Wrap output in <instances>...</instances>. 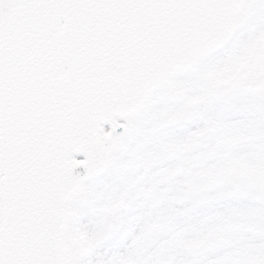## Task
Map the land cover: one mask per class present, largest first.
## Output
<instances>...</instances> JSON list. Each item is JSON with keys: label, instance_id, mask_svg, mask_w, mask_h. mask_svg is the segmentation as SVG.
I'll use <instances>...</instances> for the list:
<instances>
[{"label": "snow or ice", "instance_id": "obj_1", "mask_svg": "<svg viewBox=\"0 0 264 264\" xmlns=\"http://www.w3.org/2000/svg\"><path fill=\"white\" fill-rule=\"evenodd\" d=\"M0 264H264V0H0Z\"/></svg>", "mask_w": 264, "mask_h": 264}]
</instances>
